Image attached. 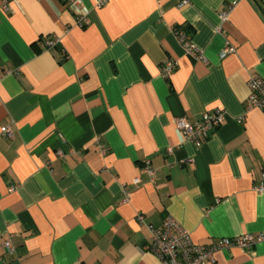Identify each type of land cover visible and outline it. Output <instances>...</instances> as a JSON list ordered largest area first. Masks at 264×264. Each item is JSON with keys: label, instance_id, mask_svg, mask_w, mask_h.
Listing matches in <instances>:
<instances>
[{"label": "crops", "instance_id": "0c3cea01", "mask_svg": "<svg viewBox=\"0 0 264 264\" xmlns=\"http://www.w3.org/2000/svg\"><path fill=\"white\" fill-rule=\"evenodd\" d=\"M2 1L0 264H162L147 225L168 215L200 244L264 231V111L246 108L264 0H239L221 31L231 0H83L85 27L61 0ZM226 40L236 52L221 57ZM216 108L226 118L201 146L176 128ZM215 257L264 264V241Z\"/></svg>", "mask_w": 264, "mask_h": 264}, {"label": "built area", "instance_id": "2783aa9c", "mask_svg": "<svg viewBox=\"0 0 264 264\" xmlns=\"http://www.w3.org/2000/svg\"><path fill=\"white\" fill-rule=\"evenodd\" d=\"M74 13L75 21L79 27H85L89 22V14L87 8L83 4V0H61ZM239 0H231L226 8L220 11L219 17L221 24L216 28L221 31L222 25L229 20L231 11L238 4ZM105 0H99L98 6H102ZM187 3L183 0L180 6ZM4 11L9 9L7 0L2 1L1 5ZM174 32L186 53L192 55L198 60L206 62L207 59L203 51L192 41V34L182 28H174ZM236 46L230 40L225 41V45L221 51V57L235 53ZM178 60L170 57L167 58L161 68V74L164 77L170 76L178 67ZM248 96L246 99L247 110L259 108L264 111V77L253 75L248 80ZM226 118V112L222 108H216L211 111H205L202 115L194 120L186 117H178L175 120L176 128L182 133L185 139L195 146H201L219 127ZM4 135L12 136V128L10 125L1 128ZM102 152L105 147L101 145ZM172 148H169L171 151ZM58 153L62 155V150ZM146 169L150 176H153L154 169L150 161L146 160ZM139 179H135L138 182ZM14 189V187H10ZM124 189L126 187L124 186ZM258 192L264 191V183L255 186ZM126 191V190H125ZM138 218L143 220V216L138 214ZM150 231V240L146 246L148 251L154 253L162 264H206L216 261L215 254L224 249L240 248L246 250L255 243L264 241V231L258 233H242L233 237H222L216 241L200 244L196 243L191 233L179 223L172 215H168L160 225L148 224ZM4 246L8 252H13L14 246L9 239L4 241Z\"/></svg>", "mask_w": 264, "mask_h": 264}]
</instances>
